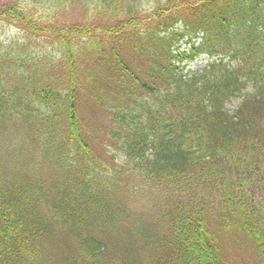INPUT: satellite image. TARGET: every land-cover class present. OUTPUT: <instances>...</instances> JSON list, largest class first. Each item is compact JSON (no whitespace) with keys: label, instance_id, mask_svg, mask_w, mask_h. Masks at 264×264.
Instances as JSON below:
<instances>
[{"label":"trees","instance_id":"trees-1","mask_svg":"<svg viewBox=\"0 0 264 264\" xmlns=\"http://www.w3.org/2000/svg\"><path fill=\"white\" fill-rule=\"evenodd\" d=\"M75 1L120 23L47 33L67 62L62 86L20 73L6 89L17 57L0 53V264H230L218 237L234 232L264 252V0H169L156 26L142 25L136 6L121 18L138 0H13L2 15L45 33L27 9ZM88 56L98 63L82 71ZM201 56L204 69L186 71ZM84 84L113 118L126 168L157 190L151 200L138 190L151 210L119 196L126 168L104 172L81 119Z\"/></svg>","mask_w":264,"mask_h":264},{"label":"rangeland","instance_id":"rangeland-1","mask_svg":"<svg viewBox=\"0 0 264 264\" xmlns=\"http://www.w3.org/2000/svg\"><path fill=\"white\" fill-rule=\"evenodd\" d=\"M12 1L13 0H0V53L3 54L2 52L10 48L8 51H11L14 56L18 57H11L13 61L11 64L18 66V68L5 71L2 74L3 86L6 89L12 87L13 84L18 86L17 75L20 73L38 76L37 82L39 85L45 82H51L54 85L62 86L68 77L67 62H65L63 51L52 41L55 40L54 38L50 40L44 34H41V36L34 34L37 29H41L42 26L39 25L36 27L37 29L31 30L25 24H15L12 19L5 18V15H2V10ZM168 1L169 0H138L137 3L132 2L131 5H128L129 3L127 2V4H124L121 8V18L125 15L128 6H136L139 8L136 9L139 13L138 20L140 23H150L152 19H155V9L160 5L167 4ZM75 3H77V1L70 2L61 9L49 7L51 12L46 7L41 6L39 8H29L27 9V13L33 21H43L45 23L44 29L48 32L55 28L57 30L59 28L76 27V25H87V23L108 28L117 22H109L110 20L105 17L106 15L101 10L86 15L87 11L93 10L94 8L83 10L82 6ZM156 25H158V22L153 23L152 26ZM110 39L112 40V37H110ZM55 41L58 42L57 40ZM88 42L89 40L86 38H80L76 39L74 43L86 45ZM121 44L123 46L122 48L125 50L128 43L122 40ZM206 60L207 57L204 56L188 64V66L184 64L186 65L185 69L186 71L202 70L204 69ZM78 62L82 67V71H87L98 63L94 57L89 56L86 60L78 58ZM38 70H41V73H38ZM99 83L102 84L104 88H108L109 82L107 80L101 78ZM94 90V86L90 85L87 88L85 85L84 90L80 94L79 99H81V101L79 102V108L81 111V119L85 129L91 134V137H93L94 152L97 154V157L101 158V165L104 166V172H107L108 177H113L112 175L116 171H125L126 164L123 162L124 158H120L123 152H121L119 147V141L111 139L112 133L115 130L113 118L103 110L95 107L89 99ZM81 95L84 96L83 100ZM238 104L239 101L234 100V102L227 107L230 110H235ZM22 150L27 156L32 155L35 157V148L30 141L23 144ZM39 168L40 177L45 179V182L48 184L52 177V168L49 164L45 163H41ZM126 175L127 183L120 186L119 196L128 199L131 209H135L136 211H142V209H144V211L151 210L150 208L153 207V204H148L147 196L138 194V190H147V187L149 188L146 180L136 178L131 174L130 169H127ZM150 192L158 194L156 189H149L148 193L150 200L153 195V193L151 194ZM211 203L215 205L214 199H211ZM206 213L208 214V218L213 216L211 209L210 211L207 209ZM211 218L209 223L212 228L222 233V230L218 228V221L213 219V217ZM218 240L221 244L222 256L226 258L228 263L264 264L262 261L263 259L259 255V253L264 255L260 245L254 244L249 239H245L240 233L234 232L231 235L229 233L228 235L223 233L219 235Z\"/></svg>","mask_w":264,"mask_h":264}]
</instances>
